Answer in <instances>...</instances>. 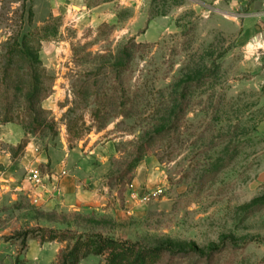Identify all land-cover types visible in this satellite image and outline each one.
I'll return each mask as SVG.
<instances>
[{
	"label": "rangeland",
	"instance_id": "1",
	"mask_svg": "<svg viewBox=\"0 0 264 264\" xmlns=\"http://www.w3.org/2000/svg\"><path fill=\"white\" fill-rule=\"evenodd\" d=\"M64 1L0 0V124L82 181L129 185L130 203L101 214L1 201L0 264H57L74 241L43 243L51 231L222 248L159 264H264V74L230 27L229 0ZM24 43L29 58L10 57ZM34 72L48 126L36 133Z\"/></svg>",
	"mask_w": 264,
	"mask_h": 264
},
{
	"label": "crops",
	"instance_id": "2",
	"mask_svg": "<svg viewBox=\"0 0 264 264\" xmlns=\"http://www.w3.org/2000/svg\"><path fill=\"white\" fill-rule=\"evenodd\" d=\"M71 1L65 0L60 4L66 5ZM226 8L233 15L230 17L233 19L230 27L239 32V43L247 55L246 58L255 55V66L262 67L264 74V0H229ZM261 132L264 135V123ZM24 138L25 130L22 127L0 124V203H15L21 197H31L32 187L25 180L27 170L33 166L43 170L47 165L51 169V175L45 178L54 187V190L49 189L42 194L41 206L47 209L113 214L130 203L125 197L126 193L121 198L118 191L115 192L99 178L82 181L80 172L76 171L61 176L67 168L63 166L59 170L60 166L53 161L51 155L44 153L40 143H29L25 147L24 156L18 155L16 150ZM57 175L59 177L56 178ZM4 252L5 248L0 245V255ZM26 257L27 260L30 259V255Z\"/></svg>",
	"mask_w": 264,
	"mask_h": 264
},
{
	"label": "trees",
	"instance_id": "3",
	"mask_svg": "<svg viewBox=\"0 0 264 264\" xmlns=\"http://www.w3.org/2000/svg\"><path fill=\"white\" fill-rule=\"evenodd\" d=\"M27 50V43L17 45L11 51L10 57H12L13 53H16L20 54L23 59L26 60L29 58ZM41 77L40 73L34 72V79H30L27 84V86H30L27 94L31 110H29V113L30 117H34L32 118V124H30L29 127L33 133L48 128L45 120L42 118L45 112L42 109L41 100L43 101L44 97L39 98V95L43 91L42 83L39 80ZM24 147H26V144L22 143L17 150L23 149ZM17 150L16 152H18ZM131 185L132 183L130 186ZM128 186L129 185L125 184L123 189L118 192L121 198H123L124 194L127 192ZM89 221L90 219L87 218V222ZM69 239L73 240L74 244L71 247L69 246L67 250L61 254L57 264H80L83 260H86L89 257H105V264H159L165 256H170L172 258L199 257L208 260L222 251V248L219 247L213 248L209 253L202 252L195 246L188 249L174 248L168 245L149 247L140 242L133 243L130 241L114 240L102 233L91 232H86L70 238L68 236L57 235L54 231H51L49 238H43L42 242H65ZM23 243H25V240H23Z\"/></svg>",
	"mask_w": 264,
	"mask_h": 264
},
{
	"label": "built area",
	"instance_id": "4",
	"mask_svg": "<svg viewBox=\"0 0 264 264\" xmlns=\"http://www.w3.org/2000/svg\"><path fill=\"white\" fill-rule=\"evenodd\" d=\"M66 175H67V171L65 170L62 172L61 176H66ZM57 177H59V176L57 175L56 178ZM25 180L32 187L33 194L31 196V199H32L33 203H35V204H39L42 201V199H41L42 194L44 192H46V190H49V189L54 190L53 186L47 185L45 177L38 167H35V166L30 167L27 170ZM34 191H35V193H34ZM141 202H143V203L150 202V197H148L146 195L142 196Z\"/></svg>",
	"mask_w": 264,
	"mask_h": 264
}]
</instances>
